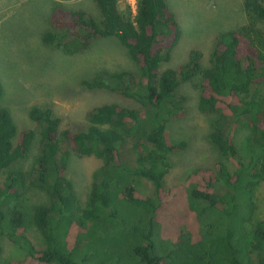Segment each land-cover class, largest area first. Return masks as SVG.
I'll use <instances>...</instances> for the list:
<instances>
[{
	"label": "trees",
	"instance_id": "obj_1",
	"mask_svg": "<svg viewBox=\"0 0 264 264\" xmlns=\"http://www.w3.org/2000/svg\"><path fill=\"white\" fill-rule=\"evenodd\" d=\"M93 1L99 21L54 7L53 31L42 42L73 54L94 39L115 38L138 72L105 71L81 86L117 93L136 107L98 106L77 132L61 129L39 106L28 110L35 129L18 130L0 108V234L24 252L23 260L5 264H264V220L254 216V192L264 182V0H244L247 23L217 36L207 67L192 50L184 64L162 71L181 36L166 1L136 0L135 14L120 9L121 0ZM195 77L197 107L212 118L208 138L221 160L167 186L170 155L184 143L168 144L166 126L182 115L178 87ZM239 127L251 135L248 164L234 143ZM127 140L133 166L122 157ZM34 144L30 169L15 168ZM73 156L101 161L83 208L66 175ZM135 178L151 184L150 196L137 191ZM29 187L48 202L28 205Z\"/></svg>",
	"mask_w": 264,
	"mask_h": 264
},
{
	"label": "rangeland",
	"instance_id": "obj_2",
	"mask_svg": "<svg viewBox=\"0 0 264 264\" xmlns=\"http://www.w3.org/2000/svg\"><path fill=\"white\" fill-rule=\"evenodd\" d=\"M180 27L181 36L171 52L170 60L160 70L176 68L187 61L188 54L197 50L202 54V67H207L222 32L235 31L247 23L244 0H165ZM64 10L83 11L88 17L99 21L100 14L93 0H0V83L2 96L0 108L9 110L18 130L35 129L28 118L32 106L49 108L60 120L61 129L82 131L88 126V113L103 104L117 103L126 107L136 104L121 95L107 90H87L81 82L90 81L101 72L127 71L133 74L138 69L115 38H99L73 54H66L62 47H49L42 42V35L53 31L49 18L54 7ZM127 7L120 1V9ZM264 32V23H258ZM198 77L182 83L176 93L184 98L182 115L166 126L168 144L184 143V147L170 155L172 166L166 185L182 183L197 168L211 169L221 157L210 142L211 117L199 112L197 104ZM249 131L239 127L234 136L235 146L245 164L249 162L247 145ZM124 161L133 166L135 155L131 141L122 146ZM38 154L34 144L28 156L15 168L27 171ZM227 167L232 170L229 162ZM101 166L94 157H75L66 171L73 182L80 206L83 208L92 174ZM134 187L143 195L152 194L151 184L142 178L134 179ZM26 196L28 205L47 203L48 197L29 187ZM255 219L264 220V182L254 192ZM30 237L37 246L40 238L33 231ZM24 259V252L11 245L0 234V264Z\"/></svg>",
	"mask_w": 264,
	"mask_h": 264
},
{
	"label": "built area",
	"instance_id": "obj_3",
	"mask_svg": "<svg viewBox=\"0 0 264 264\" xmlns=\"http://www.w3.org/2000/svg\"><path fill=\"white\" fill-rule=\"evenodd\" d=\"M132 14L136 11V0H125Z\"/></svg>",
	"mask_w": 264,
	"mask_h": 264
}]
</instances>
